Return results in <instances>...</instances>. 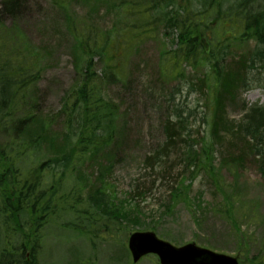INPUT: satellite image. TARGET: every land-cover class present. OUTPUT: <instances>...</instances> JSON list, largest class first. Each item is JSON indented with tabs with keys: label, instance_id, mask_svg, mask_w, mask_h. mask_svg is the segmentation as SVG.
<instances>
[{
	"label": "rangeland",
	"instance_id": "374dc122",
	"mask_svg": "<svg viewBox=\"0 0 264 264\" xmlns=\"http://www.w3.org/2000/svg\"><path fill=\"white\" fill-rule=\"evenodd\" d=\"M4 2L0 0V10ZM23 2L25 6L20 12L7 14L2 25L15 26L20 34H25L27 42L45 54L46 69L39 82L40 101L45 111L56 112L66 89L75 80V41L67 27L65 12L54 0ZM117 2L105 0L106 8L94 11L85 1L71 0V15L81 27L91 21L99 27L128 26L127 15L116 12ZM199 9L197 4L195 10ZM165 27L163 23V31L178 34L176 28ZM253 27L257 28V23ZM158 38L145 39L131 47L128 56L117 58L123 75L127 73L124 81L109 84L103 79L105 98L118 105L116 125L121 139L117 136L115 149L106 150L104 157L86 159L74 178L81 181L84 189L92 191L98 187L99 177L107 176L116 198L128 201L126 211L133 210L139 217L116 220L109 227L96 221L78 234L77 230L65 227L73 224V214L64 218L61 212L44 228L39 264H134L127 249L133 230H153L178 246L193 241L238 255L246 264H264V163H259L250 152L244 160L239 159L238 155L252 141L235 135L239 123L246 121L245 107L264 106V83L259 81L263 75L252 69L246 72L239 69L246 67L239 61L253 52L256 40H249L246 45L250 47L244 50L232 47L226 56L223 72L236 75L232 77L237 80L236 87L243 86L237 88L236 98L229 97L224 102L228 124L220 129L217 141L211 128L213 106L210 101L205 102L208 95L198 83L202 75L208 74L209 67L186 61L179 78L177 72L164 76L161 72L170 62L162 50L165 47L168 51L177 50L178 37L164 38L159 34ZM102 66L99 62L97 72L108 79ZM255 68L263 72L264 60L256 59ZM179 120L184 125L178 143L164 150L168 122L180 123ZM57 128L62 142L43 143L42 153L32 164L58 153L57 148L64 144V130L60 125ZM189 138L195 143L190 145ZM205 143L215 145L214 164L220 185L209 171L198 168L199 163L194 165L190 161V152L193 149L200 152ZM195 158L198 161V155ZM110 169L112 172L108 174ZM86 189L84 196L88 194ZM158 262L156 255H148L137 264Z\"/></svg>",
	"mask_w": 264,
	"mask_h": 264
},
{
	"label": "trees",
	"instance_id": "16d2710c",
	"mask_svg": "<svg viewBox=\"0 0 264 264\" xmlns=\"http://www.w3.org/2000/svg\"><path fill=\"white\" fill-rule=\"evenodd\" d=\"M54 1L65 12L67 27L75 41V80L66 89L61 107L51 113L43 109L39 92L46 69L45 54L27 42L25 34H20L15 26L2 25L5 16L19 13L24 2L5 0L0 10V264H35L44 228L61 212L64 218L73 214L72 223L77 221L85 226L102 221L108 227L106 221L139 217L133 210L126 211L128 201L116 198L107 176H100L98 187L92 191L85 188L86 196L81 181L74 178L86 159L104 157L106 150L116 146L117 136L121 139L116 125L118 105L105 98L104 80L109 84L124 81L127 73L123 75L117 58L128 56L131 47L145 39L159 40L163 23L166 29L178 31L173 33L178 37L177 50L163 52L170 62L169 66L163 62L164 76L177 72L179 78L186 61L209 67L208 74L202 75L198 83L208 95L205 102L210 101L213 106L211 128L217 141L220 129L228 124L224 102L229 97L236 98L237 88L243 86L236 87L237 80L232 78L236 75L223 72L229 54L223 32L229 13L228 0H118L116 12L127 15L125 23L129 24L120 28L99 27L92 21L83 27L76 25L71 0ZM82 1L91 4L94 11L106 8L105 0ZM197 4L199 10H195ZM252 5L255 7L257 3L252 0ZM260 11L248 9L247 28L257 23L259 46L242 57L239 62L246 67L239 69L256 71L263 75V80H259L261 76L258 80L264 83V71L255 68L256 59L264 60V17L257 13ZM162 33L164 38L170 34L163 30ZM99 62L108 79L99 76ZM245 108L246 121L239 123L235 135L249 137L252 142L247 143L238 158L244 160L250 152L259 163H264V106ZM179 122H168L164 150L178 143L184 125L183 120ZM58 125L64 130V144L47 160L32 164L42 153L43 143L62 142L56 134ZM188 140L191 143L187 140L185 143H195ZM214 146L205 143L200 152L193 149L190 161L209 171L220 185ZM111 172L110 169L108 174ZM30 247L33 261L27 258Z\"/></svg>",
	"mask_w": 264,
	"mask_h": 264
},
{
	"label": "water",
	"instance_id": "95a60500",
	"mask_svg": "<svg viewBox=\"0 0 264 264\" xmlns=\"http://www.w3.org/2000/svg\"><path fill=\"white\" fill-rule=\"evenodd\" d=\"M129 248L134 262L153 252L159 255L162 264H240L238 257L217 253L195 243L174 246L152 231L131 234Z\"/></svg>",
	"mask_w": 264,
	"mask_h": 264
},
{
	"label": "bare ground",
	"instance_id": "6f19581e",
	"mask_svg": "<svg viewBox=\"0 0 264 264\" xmlns=\"http://www.w3.org/2000/svg\"><path fill=\"white\" fill-rule=\"evenodd\" d=\"M251 4H252V2H251Z\"/></svg>",
	"mask_w": 264,
	"mask_h": 264
}]
</instances>
